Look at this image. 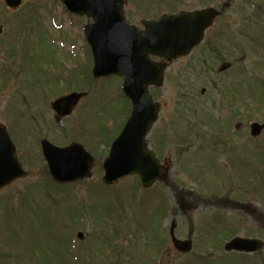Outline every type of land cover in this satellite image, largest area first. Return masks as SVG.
I'll return each mask as SVG.
<instances>
[{"label": "rangeland", "instance_id": "obj_1", "mask_svg": "<svg viewBox=\"0 0 264 264\" xmlns=\"http://www.w3.org/2000/svg\"><path fill=\"white\" fill-rule=\"evenodd\" d=\"M154 1L156 3L157 0ZM225 1L160 0L162 4L158 6L160 7L158 11L155 4L148 1L147 5L151 9L147 13L156 16L179 9L189 10L204 4H216L219 8ZM231 2L230 6L228 3L224 12L206 31V42L194 48L188 56L173 61L165 72L163 85L155 89L150 88V92L153 91L154 99L160 102V111L147 136L148 145L153 151L155 150L161 160L167 156L170 158V170L163 181L155 182L147 190L141 186L137 187L139 182L136 175L123 178L112 187L101 185L102 169L100 166L103 156L107 154L108 150L105 141L111 140L119 130L128 110V103L119 88L122 82L120 77L113 76L102 81L99 79L100 82L95 83L92 92L81 102V105L75 110L76 112L64 117L60 122L58 121L59 123L53 117L54 114L50 109V101L55 97L47 96L45 98L43 96L42 102L40 101V94L43 95L41 89L44 86H57L55 84L57 80H49L32 86V97L39 100L34 105L32 97L29 96L32 88L26 84L27 82L22 83V86L19 87L18 82L11 78L9 86L14 88L0 91V124L5 125L15 138L24 168L30 174L27 178L19 179L11 186L0 190V264H78L79 260L75 261L72 253L79 251L82 253L84 250L94 254V264H108L118 260L119 255L123 257L121 253L124 251L126 254L135 255V259L132 260L133 264H141L144 260L143 255L147 250H150L148 249L149 245L146 244L151 240L155 247L151 252H147L149 255L145 257L144 264H157L159 261L161 264H238L240 259L247 262L244 264H264V248L254 252L255 254H247L248 258H239L235 255L238 253L232 255L230 253L233 252H226L222 247L227 236L233 233L239 236L259 238L264 242V225H262L264 216V133L257 138L248 139L250 138L249 122L264 121L262 85L264 67H260L261 70H258L254 65L256 59L259 63L264 64V57L263 55H261L262 57L257 56L256 47L253 46L251 49L248 42L244 45L245 50L232 49L228 52L227 46L223 42L227 38L230 26L229 33L233 32L232 34L236 36L239 31L242 32L243 27L248 26L249 20H246L245 17L251 16L257 8L264 9V0H231ZM33 3L40 4L41 8L38 9L42 13L37 11L31 19L29 17L22 19L23 24L30 19L28 27L32 33L29 35L28 33L14 34V39L21 41L24 47L28 37L27 46L30 50L32 47L34 49L30 53L24 48L22 55H26L27 60H32L35 55V60L40 65L43 64L45 57L53 60L60 58L68 70H71L75 66L73 62L77 61L78 72L85 76V73L88 72V64L85 60L87 48L82 46L83 43L85 45V42L82 40L79 28L78 32L72 34L61 22V17L64 15H62V7L58 1L24 0L19 12H14L16 14L13 17H16V20L13 22V26L18 25L23 15L29 14ZM132 3L143 5V2L139 0ZM53 10L56 12L53 16L54 24L48 16H45V22L43 15L45 12ZM20 14L22 16H18ZM58 22L60 25L57 24ZM224 22L229 27L222 28ZM257 22L255 28H264V12L261 11ZM73 29L76 28L73 27ZM219 30L220 34L215 38L214 35ZM3 34L2 39H8L9 30ZM71 35H74L76 44L75 51L70 50L72 54L66 46L61 45L60 47L61 42L69 44V41L73 39ZM230 38L233 39L234 36L231 35ZM214 39L217 48L220 46L224 48L220 52V56L225 58L224 60L235 62V58L239 59V61L236 59L233 68L218 72L217 68L222 61H218V58H214L213 54L206 52L205 49ZM256 40L259 41V45L263 43L264 46V31L256 34ZM233 41H229L227 44L231 47ZM2 43L3 41H0V47H2ZM233 45L238 46L237 43ZM3 51H0V68H4L10 58L9 53L5 55ZM5 51H8L7 48ZM242 51L244 53L241 54ZM242 55H244L243 58ZM67 56H70L71 59ZM80 62L84 63L82 69L79 67ZM202 63H204V67ZM27 69L31 72L30 63ZM43 69L47 70L48 68L44 66ZM51 69L52 72L55 71L53 68ZM82 70H85V73H82ZM241 70H245V73H241ZM41 74L37 73L36 75L40 76L42 80L45 75ZM86 75L88 76L84 78L88 79L89 74ZM27 77V71L21 75L22 79ZM80 81L83 82V80ZM118 84L120 85L118 86ZM215 84L219 86V89L226 88L223 97L225 99L232 97L233 100L228 102L234 105L237 103L235 108L232 106L227 108L228 102L223 100L219 89H214ZM16 88L20 89L25 97L21 98L16 94L14 92ZM240 94L243 95L242 98L239 97ZM19 96L21 101L17 103L16 99L19 100ZM249 96L255 98H250V100ZM27 97L28 100L24 99ZM256 99L258 101L255 103ZM14 102L15 106H13ZM14 113L18 115L17 123H15L16 115ZM188 114L193 116L191 127H188L189 119L186 118ZM236 121L242 124L239 130L234 128ZM74 127V133L80 140L79 142L89 152L90 150L93 152L91 154L95 158V165L92 176L82 183L58 186L45 174V162L38 140L39 134H47V138L51 142L64 145L71 140L63 137L59 128H65L69 136L72 137L74 136ZM218 129H225V134L231 136L229 141L234 144L235 152L236 149H239L242 150L239 153L251 154L253 183L250 181L249 185L246 184L247 186L239 185L237 170L232 168L231 161L225 153L230 149L229 146H225L226 150H220L224 152L222 155H220L221 152H212L209 140L214 137L215 133H219ZM186 136L189 137L186 152L189 151L192 159L186 163L187 166L179 168L176 161V149L178 148L176 145L179 143L184 145ZM176 138L182 140L180 142L172 140ZM161 140H165L164 142L168 144L165 147L164 155L155 147ZM206 141L208 142L206 143ZM198 149L203 151V154L208 155L210 152L213 154L212 160L215 163V168L209 166L211 160L206 164L207 161L198 152ZM255 149L258 151L261 149L263 153L259 154ZM42 184L46 188L42 187ZM240 187L242 189H239ZM252 191L258 194H252ZM176 192H183L184 200L191 199L193 195L214 198L215 196L220 197L224 193L230 196L238 194L243 196L239 201L242 202L239 205L240 208H242L241 205L244 206L246 199L252 201L245 204L248 206L247 208L236 210L226 208L222 204L213 205V202H199L196 208L190 211L188 209V214L183 216L174 196ZM157 194L159 196H156ZM211 194L216 195L212 196ZM160 196L164 197L165 202L157 200V197ZM6 197L16 198V200L6 203ZM83 203H85L84 207H77L71 211V208ZM166 207L171 208L172 211L166 215L161 225ZM251 209L261 213L259 221L253 219ZM64 215L72 218L75 223L80 222V224H71L66 229L65 221L60 222L62 217L66 219ZM66 223L71 222L66 221ZM170 224L173 225L172 236L184 240L188 238V235H191L189 237L192 241L190 252L178 253L174 251L169 239ZM160 226L164 236L162 234V241L160 240L159 247L156 248V233L152 231ZM78 231L84 234L81 240L76 238ZM101 239H104L105 243L111 240L112 244L110 243L109 246L106 245V248L102 249V246L99 247ZM113 243H118V245L121 243L120 248L117 245L115 247L118 248L117 250L115 248L111 250ZM80 260H83L84 264H89L84 260V257H80Z\"/></svg>", "mask_w": 264, "mask_h": 264}, {"label": "water", "instance_id": "obj_2", "mask_svg": "<svg viewBox=\"0 0 264 264\" xmlns=\"http://www.w3.org/2000/svg\"><path fill=\"white\" fill-rule=\"evenodd\" d=\"M21 0H5L16 8ZM74 12L93 17L85 26L91 44L95 77L118 74L124 77L122 89L131 99L132 109L121 132L110 145L103 160L102 181L110 184L128 174H138L144 187L161 179L166 169L147 149L145 136L157 118L159 105L149 93V85H160L165 65L155 63L149 54H161L171 60L187 54L203 35V29L216 15L213 9L189 13L165 14L158 20L145 22V33L129 25L121 15L122 0H62ZM1 30V28H0ZM80 94L72 93L53 102L59 115L69 112ZM237 126H239L237 124ZM264 129V123L250 125L252 136ZM42 153L49 173L58 182H71L90 176L92 156L81 144L56 147L46 139L41 141ZM14 146L4 127H0V187L27 175L14 154ZM78 237H82L78 233ZM181 251H188L189 241L174 240ZM261 246L255 239L234 238L224 246L226 250L252 251Z\"/></svg>", "mask_w": 264, "mask_h": 264}, {"label": "flooded vegetation", "instance_id": "obj_3", "mask_svg": "<svg viewBox=\"0 0 264 264\" xmlns=\"http://www.w3.org/2000/svg\"><path fill=\"white\" fill-rule=\"evenodd\" d=\"M131 14H132V13H131ZM130 22H131V23H134V22H132V20H131ZM140 22H141V21H139V27H140ZM136 25H137V24H136Z\"/></svg>", "mask_w": 264, "mask_h": 264}, {"label": "trees", "instance_id": "obj_4", "mask_svg": "<svg viewBox=\"0 0 264 264\" xmlns=\"http://www.w3.org/2000/svg\"><path fill=\"white\" fill-rule=\"evenodd\" d=\"M3 80L5 81V80H6V78H4ZM45 174H47V175H48V173H47V171H46V170H45Z\"/></svg>", "mask_w": 264, "mask_h": 264}]
</instances>
